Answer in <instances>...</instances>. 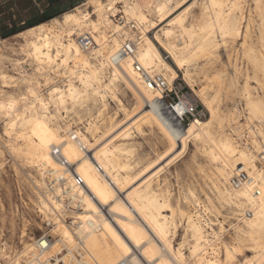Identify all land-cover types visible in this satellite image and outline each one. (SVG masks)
Instances as JSON below:
<instances>
[{"label": "bare ground", "instance_id": "1", "mask_svg": "<svg viewBox=\"0 0 264 264\" xmlns=\"http://www.w3.org/2000/svg\"><path fill=\"white\" fill-rule=\"evenodd\" d=\"M192 1L118 0L117 13L108 16L107 19L114 24H118V19H125L126 23L133 22L138 31L118 24L120 31L108 30L107 40L99 45L95 41L96 33L90 30L88 24L98 23L100 18L95 12L91 14L88 11L90 8L87 2L81 7L89 13L90 20L83 25L64 22L67 15L65 13L60 20L54 19L50 23H42L43 25L17 35L23 40L21 50L28 60L12 62L18 69L24 70V75L20 73L21 76L17 78L7 74L5 68L0 69V81L4 88L17 81L25 85V94L18 97L12 95L7 98H4V95L0 97V102H7L10 98L19 101L17 107L21 115L24 112L22 97L28 96L31 99L28 88L34 87L39 90L42 84L39 82L40 79L44 80L45 86L48 78H52L62 82L60 85L62 89L70 82L76 89L84 87L80 83L79 75L76 77L65 75L63 69L59 75L44 71L49 67L47 64L49 53L53 59L57 51L61 52L62 58L68 55L69 72L79 63L76 70L86 80L93 73H98V76L93 77V87L99 95L84 97V106L80 108L89 116L85 125L86 132L80 129L74 130L71 123L67 131H71L77 139H67L66 149L58 145L63 158L70 166H63L62 163L58 165L59 160L53 155L54 151L48 154V160L37 159L35 150L21 135L24 130L19 127L13 129L12 118L0 114L5 120L4 133H8V135L4 134V146L17 166L30 170L27 176L35 189H39L37 190L39 192H36L39 212L46 221L54 222L52 233L60 237L56 242L62 243L69 249L66 259L71 256L74 248L78 249L76 238L72 229L58 219V215L62 212L63 201L66 199L61 188L55 189L54 196L45 189L41 190L43 186H47L48 178L65 183L71 190L67 197L80 198L83 212H76L75 215L80 219L91 215L99 225L98 231H90L84 225L78 229V236L84 241L85 253H82L81 257L85 264H121L123 260H126L127 264H135L138 260L143 261L144 264H222L228 261L226 246L229 244L222 240L224 232L222 233L220 228L216 232L213 228L215 224L207 218L211 209L218 210L213 200L207 197L208 205H203L196 194L189 190L184 194V200L188 205L194 206L195 212L185 211L180 203L174 207L168 182L162 179L164 170L187 157L190 143L193 142L197 150L208 160L210 171L206 178L212 185V192L219 206L222 209L228 208L235 215L245 211L253 212V216L236 225L237 242L233 246L230 245L236 249L233 254L234 259L242 252V244L248 243L249 248L255 249V257L251 259L253 264H264V235H262L264 230L259 227V210L258 208L253 210L252 205L239 196L253 176L242 160L230 162L225 168L226 154L223 151V145L228 143L237 151L247 150L251 155L259 157L258 148L264 144V98L254 97L247 80L241 96L245 99L248 111L246 126L250 142L241 143V140L235 139L232 133L227 132V128L237 134L238 139L242 138L243 133H240L243 125L240 126L242 111L237 105L232 113L225 114L221 111L217 103L219 91L216 90L212 96L210 94L215 84L212 80L216 78H208L210 82L197 92L196 97L209 112V118L206 121L196 119L200 121L198 125L192 121L184 131L176 130L170 133L160 121L159 107L154 102L160 94L144 85L141 74L133 68L132 60H127L117 67L109 64L110 57L125 41L135 40L138 42L137 62L146 73L159 75L168 85H172L179 78L178 71L183 72L184 83L190 89H194L199 75L196 73L199 60L209 58L221 46H226L229 40L235 42L243 35L245 16L242 4L245 0ZM100 2L107 4L109 0H100ZM255 2L261 19L259 41L264 49V2L262 0ZM125 3L128 4L127 12L144 17L143 23L138 22L135 16H129L123 7H119ZM196 6L199 8V14L193 15ZM69 28L74 30L66 34ZM151 30H158L154 40L147 35ZM84 34L91 35L96 45L90 56L82 51L75 38ZM156 43L169 54L174 67L165 61ZM45 44L51 47H43ZM69 44L72 45L71 54H68ZM1 45L3 48L0 47V61L4 57L7 41H3ZM246 45L245 40L244 55L255 71L250 79L253 78L264 93V54H258L253 47ZM36 48H40L41 52L37 53ZM77 48L81 50L79 58L75 55ZM37 55L41 56L43 64L36 59ZM30 60L35 68L33 75L25 72L23 67ZM85 61L88 67L84 66ZM260 74L263 77L261 80H259ZM205 80H207L206 76ZM122 85L135 101L132 109L128 108L119 96ZM112 103L116 108L114 115L110 114ZM119 116L124 118L119 121ZM255 122L259 123L258 127L254 125L256 130L251 129V124ZM16 123L19 125L21 121ZM60 123L64 122L60 121ZM233 125L237 127L233 128ZM145 130H148L164 147V151L160 154L155 152L153 154L155 159L147 164L137 156L133 139L134 134L143 136ZM2 140L0 134V143ZM83 148H86V151ZM65 150L68 152L67 156ZM173 154H175L174 158L169 160L168 157ZM229 159L234 160V158ZM258 161L259 159L255 163L257 164ZM235 171L247 173L250 179L240 189L232 188L230 185ZM32 173H36L40 180ZM75 175L83 180V187L75 185ZM238 203L241 204L240 207H237ZM101 207L106 209H103L106 214L100 209ZM177 220H185V237L183 243L176 249L173 241L178 230ZM250 223H256L257 227L250 228ZM132 235L140 241L139 245L131 238ZM116 237L127 244L129 248L127 253ZM35 241L36 238H29L22 242L24 247L21 251H12L11 254L7 253L5 248L0 249L1 264H20L21 259L28 258L34 251ZM186 246L189 247V258L184 253ZM221 249L224 250L223 260L220 258ZM234 259L228 264H232Z\"/></svg>", "mask_w": 264, "mask_h": 264}, {"label": "rangeland", "instance_id": "2", "mask_svg": "<svg viewBox=\"0 0 264 264\" xmlns=\"http://www.w3.org/2000/svg\"><path fill=\"white\" fill-rule=\"evenodd\" d=\"M262 2H264V0H262ZM21 3V5L25 7H29L30 5L28 0H23V2ZM82 5L83 3H74V7L76 8ZM15 6L16 2L5 3L0 1V15L3 14L0 19V36L3 41H7V47L5 49L4 57L2 61H0V69L5 68L7 74L19 78V76H21L19 75L20 73H23V75L25 74L24 70L15 67L12 61L18 60L21 62H25L28 60V57H26L22 53L21 47L23 45V40L21 36L17 35L29 29H32L33 27L28 28L27 30H24L19 34L10 36L8 38H4V35L14 30L31 27V25H35L40 21L37 20L36 23H34V21L27 22L25 25H21L20 23L23 20L27 21L37 13V8L33 7L27 12H24L22 10H16ZM242 6L245 16V21L243 23L242 29L243 35L235 42L229 40L226 46H221L220 49L215 54L209 56V58H203L199 60V63L196 66V73L199 74L196 78L197 83L195 84L194 89L188 88V91L191 92L195 100L200 105L199 109L204 108L206 110V108L196 97V95L198 91H200L207 85V82H210L208 81V78H216V80H212V82H214L215 84H213L214 89L210 94L212 96L214 95V92L216 90L219 91L217 103L221 108V111H223L225 114L232 113L233 108L237 105L239 106L243 114L241 118L242 121L240 122V126L243 124L241 126L242 131H240V133H243L242 138L238 139L237 134H234L228 128L227 132L230 134L232 133L235 139L237 138V140H241V143H248L250 142L249 131L247 130L248 127L246 126V116H248V111L246 110L245 99L241 96V92L243 91V87L248 80L249 84L251 85L250 89L254 97L264 98V93L261 89H259V86L254 81V79H250L254 76L255 71L244 55V42L246 40V47H253L258 54H264V49H262V45L260 44L261 42L259 41V25L261 24V19L256 8L257 5L255 0H245ZM67 9H69V7ZM65 13L67 12L59 13L55 18L60 20ZM197 14H199V8L196 6L193 10V15ZM45 19L48 20L43 24L50 23L54 18L45 17ZM43 24H39L38 26ZM247 27L249 28L246 34ZM157 31L158 30H151L148 37L154 40ZM246 35L248 36L245 38ZM156 45L160 49L165 61L174 67L169 54H167L159 46V44L156 43ZM0 47L3 48V45H1ZM23 67L25 69V72H27L28 74H34L35 68L34 66H32L31 60L25 63ZM178 76L179 81L182 82L183 72L178 71ZM205 76L207 80H205ZM262 78L263 77L260 74L259 80H261ZM39 82L45 84L44 80L42 79H40ZM121 89L122 90L120 91L119 95L120 98L128 108L132 109L135 106V101L133 100L132 95L130 94V92H128L125 86L122 85ZM25 90V85L19 81L12 83L8 88H4L0 81V97L2 95H4V98H7L11 95L18 97L21 94H25ZM238 90L240 92H238ZM110 112L111 115H114L116 112V108L113 103ZM79 113H83V116L79 115ZM78 118H80V120H82L83 122H79L80 120ZM123 118V116H119L118 119L119 121H121ZM208 118L209 112L207 111V118L203 121H206ZM88 119L89 116L86 111L79 109L76 120L72 122V127L74 128V130L80 129L85 133V125ZM4 122V118L0 117V134L3 138L2 142L0 143V164H2V166H0V249L5 248L7 250V253L11 254L12 251H21L23 249L24 245H22V242L27 241L29 238H38L46 230L43 224L44 216L39 212L37 205L39 202L36 195L38 189H35L34 184L27 176L30 173V170L22 169L17 166L14 159L11 158L12 156L4 146ZM254 125L258 127L259 123L255 122L251 124V129L256 128ZM234 127L236 128L237 126L233 125V128ZM145 131L146 132L143 136L134 134L133 139L137 149V156L145 161L144 164H147L151 160L155 159L153 154L155 152L157 154H160L164 151V147L162 146L161 142L158 141V139H155L150 134L148 130ZM258 141H260V139H258ZM190 145L191 146L189 148L187 157L182 161L176 163L175 165L168 167L162 174V179H166L170 187L169 190L171 192L172 204L174 207H176L178 203H180L185 211L193 213L195 212L194 206L188 205V203H186V201L184 200L185 193H188L189 190L193 191L203 203V205H208L207 197H210L218 210L211 209V212H209L210 216L208 215L207 218H209L215 224L213 228L216 232H218L220 228V223L227 222L226 227L229 229V232L223 233L222 240L223 242L233 246L237 242L235 228L237 223H242L240 222L239 217L241 216V214H243V212L235 215L230 212L228 208L222 209L219 206L213 195L212 185L209 179L206 178V175H208L210 171L208 160L199 150H197L193 142H191ZM257 164L259 167L260 163L258 162ZM32 174L37 177L38 180H40V177L36 173ZM168 215L170 214L168 213ZM177 223L178 230L173 241V245L176 249L179 248L180 244L184 241L185 220H177ZM209 232L211 231L209 230ZM190 241H192V239H190ZM242 245V252L237 254L238 256H236V259H234L232 264H237V262L242 259L251 260L253 259V257H255V251H252V249L248 247V243ZM184 253L189 258V247L186 246V248L184 249ZM220 258L221 260L224 259V250L222 249ZM1 262L2 261H0V263Z\"/></svg>", "mask_w": 264, "mask_h": 264}, {"label": "snow or ice", "instance_id": "3", "mask_svg": "<svg viewBox=\"0 0 264 264\" xmlns=\"http://www.w3.org/2000/svg\"><path fill=\"white\" fill-rule=\"evenodd\" d=\"M54 0H48V3L51 4ZM36 3L43 7L44 0H36ZM88 7L93 10L97 16L100 18L98 23H90L88 26L90 30L96 33L95 41L96 44H102L103 41L107 40V31L114 30L116 32L120 31L118 24H114L111 20L107 19L108 16L115 15L118 11V0H109V3L105 4L100 2V0H88ZM123 9L127 12L128 4L125 3L121 5ZM67 15L64 22L72 23L73 25H83L84 23L89 22L90 15L88 12H85L83 7L77 9L74 6H70L66 10ZM129 16H135L133 12H127ZM138 22L143 23V16H135ZM74 29L69 28L66 30V34H70ZM103 38V39H102ZM43 47L50 48L51 46L45 44ZM59 47V45H58ZM68 54L72 52V45H67ZM92 45L89 44L85 48L86 55H91ZM36 52L40 53V48H36ZM76 57L79 58L81 55V50L76 49ZM36 59L40 61L41 64L44 61L41 59L40 55L36 56ZM48 68L44 71L52 72L57 75L61 73V69L64 70L65 75H70L71 77L80 76V83L84 86L83 89H76L72 87L71 82L67 87L61 88V83L55 79L48 78L47 86L44 84L40 85L39 90L34 87L28 88V93L31 96V99L28 96L22 97L24 101V112L23 115L20 114V110L17 107L19 101L15 99H9L7 102H0V114H6L8 117L12 118L11 127L13 129L19 127L24 131L21 133L23 138L29 142L32 148L35 150V156L37 159L48 160V154L52 151L59 153L60 147L64 146L66 149L67 139L75 140L76 137L72 135L71 131H67L68 126L76 120L78 110L84 106V97H91L92 95H99V92L93 87V77L98 76V73H93L86 80L83 75H80L77 72L79 63L71 69L69 72V58L68 55L62 54L60 51L55 53V59L49 53L47 58ZM85 67H88L87 61L84 64ZM41 71V69H37ZM91 90V91H89ZM175 103V101H174ZM188 114L187 106L176 105V120L179 122V117L186 116ZM83 116V113H79ZM16 121H21L17 125ZM60 121L64 123L61 124ZM79 122H83L82 120ZM199 120L194 121V124H199ZM164 127L171 133V128L168 125ZM8 135V133H4ZM174 136V134H173ZM82 146V145H81ZM223 151L226 154L224 156V167L227 168L230 162H239L243 161L249 168L250 174L253 176V179L249 181L245 189L239 193V196L243 197L252 205V209L259 210L260 223L259 227L264 230V144L260 145L258 151L260 153L259 157L251 155L247 150L237 151L231 144L225 143L223 145ZM65 155H68L67 150H65ZM173 156H169L168 159L172 160ZM229 158H234L230 160ZM69 159L71 157L69 156ZM214 159L219 160L220 157H214ZM259 159L260 166L257 167L255 163ZM50 162V161H49ZM62 161H57L59 165ZM155 167V165H153ZM258 192L259 196L257 197L255 193ZM103 199V196H101ZM258 201V203H257ZM241 204H237V207H240ZM227 222L220 224V231L229 232V229L226 227ZM250 228L257 227L256 223H250ZM115 235V233H113ZM264 235V231H262ZM131 238L139 245L140 241L135 235H132ZM119 241L120 246L123 248L124 252L127 253L129 248L123 240H120L119 237H116ZM151 243V241H149ZM45 247H47L45 245ZM147 248V245H145ZM228 261L222 262V264H228V262L234 259L235 248L232 246H226ZM255 251V249H252ZM121 264H127L126 260H123ZM135 264H144L143 261H136ZM237 264H253V261L248 259H242L237 262Z\"/></svg>", "mask_w": 264, "mask_h": 264}, {"label": "built area", "instance_id": "4", "mask_svg": "<svg viewBox=\"0 0 264 264\" xmlns=\"http://www.w3.org/2000/svg\"><path fill=\"white\" fill-rule=\"evenodd\" d=\"M121 5H119L120 8H122ZM93 12L94 11H92V13ZM118 20L119 21L117 23L122 27H131L132 29L138 31L135 23H126L125 19ZM149 34L150 32L147 33V35ZM75 38L77 44L83 52H85V48L89 44L92 45L90 51L94 50L96 45L91 35L84 34L76 36ZM2 42L3 40L0 36V46ZM137 52L138 42H136L135 40L125 41L110 57L109 64L111 66L114 65L117 67L127 60H132L133 68L137 73L141 74L144 85L149 90L160 94V97L156 98L154 102L159 107L158 115L163 125H168V127L171 128V132L176 130L184 131L192 121H195L196 119L204 120L207 118V111L204 108L199 109L200 105L195 100L191 92L188 91V89L186 88L187 85L184 83V81L181 82L178 78L172 85H168L163 77L146 73L141 65L137 62ZM177 104L181 105L182 107L186 105L188 110V114L186 116L179 117L178 123L175 122V112ZM83 150L86 151V148H83ZM53 155L59 161H62L63 166H70L69 163L63 158L60 151L59 153L54 151ZM258 162L260 163V161ZM248 180L250 179L247 173L242 171H235L230 180V185L232 188L240 189L247 183ZM46 181L47 186H43L41 190L45 189L47 192H49V194L54 196V193L56 191L55 189L57 187H60L62 190V194L66 196V199L63 201L64 203L62 205L61 215H58V219L61 222L63 221L64 224L72 229L73 234L76 238V245L78 249L76 250V248H74L72 250L71 256L66 259L65 257L69 254V249L62 243L56 242L57 240H60V237L59 235L52 233V229L55 226L54 222H48L43 219V224L46 231L43 232L41 236L36 238V241L34 242V251L29 254L28 258H24L23 260H21L20 264H85L83 263L81 257V254L85 253L83 249L84 241L78 236V229L84 225L90 231H98L100 229L99 225L94 221L91 215L85 216L83 219H80L79 216L75 215L76 212H83L82 202L78 197L76 199L67 197V194L70 195L71 190L69 187H67V185H65V183L53 180L52 178H48ZM75 185L77 187L84 186L83 180L78 175H75ZM255 195L257 196L259 195V193L256 192ZM100 209L103 210L104 207H101ZM106 213L107 212L104 211V214ZM251 216H253L252 211H245L243 212V214H241L239 220L240 222H243L245 219H248ZM45 245L47 247H45Z\"/></svg>", "mask_w": 264, "mask_h": 264}, {"label": "crops", "instance_id": "5", "mask_svg": "<svg viewBox=\"0 0 264 264\" xmlns=\"http://www.w3.org/2000/svg\"><path fill=\"white\" fill-rule=\"evenodd\" d=\"M0 1L5 2V3L16 2L15 7H16V10H18V11L22 10L24 12H27L28 10L32 9L33 7L37 8V13L33 17L28 19L27 21L23 20L20 23L21 25H25L27 22H33V21H34V23H36L37 20L41 21V19H43L45 17H53L54 19H56L55 17L59 13L66 12L68 7H70L71 5L74 6V3H77V4L83 3V5H84L88 2V0H54V2L49 4L48 0H44L43 7H41L39 4L36 3V0H28L30 5H29V7H25V6L21 5L22 4L21 2H23V0H0ZM88 11L90 13H92L93 10L89 9ZM1 16H3V14L0 15V19H1ZM53 20H51V21H53ZM186 88L188 89L189 87L187 86Z\"/></svg>", "mask_w": 264, "mask_h": 264}, {"label": "trees", "instance_id": "6", "mask_svg": "<svg viewBox=\"0 0 264 264\" xmlns=\"http://www.w3.org/2000/svg\"><path fill=\"white\" fill-rule=\"evenodd\" d=\"M47 20H48V19H45V18H44V19H42L39 23H36L35 25H31V27H25V28H21V29H19V30H14V31H12V32H10V33L4 35V38H8V37H10V36L17 35V34L23 32L24 30H27L28 28H32V27L38 26L39 24L45 23V22H47Z\"/></svg>", "mask_w": 264, "mask_h": 264}]
</instances>
